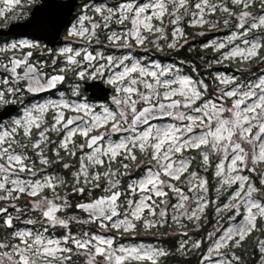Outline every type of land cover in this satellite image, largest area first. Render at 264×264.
Returning a JSON list of instances; mask_svg holds the SVG:
<instances>
[{
    "label": "snow or ice",
    "instance_id": "6c2138e0",
    "mask_svg": "<svg viewBox=\"0 0 264 264\" xmlns=\"http://www.w3.org/2000/svg\"><path fill=\"white\" fill-rule=\"evenodd\" d=\"M2 4L0 264H245L264 232V0ZM189 28L210 58H154L191 52ZM166 226L174 253L127 239Z\"/></svg>",
    "mask_w": 264,
    "mask_h": 264
},
{
    "label": "trees",
    "instance_id": "16d2710c",
    "mask_svg": "<svg viewBox=\"0 0 264 264\" xmlns=\"http://www.w3.org/2000/svg\"><path fill=\"white\" fill-rule=\"evenodd\" d=\"M194 35L195 34H193L192 36H194ZM205 40H207V37H199V38H197V40L194 41V39H193L191 42H194L196 47H197V50H199L200 43L202 41H205ZM186 49H187V47L180 50L178 53H176L174 55L176 57H181V56L185 57L186 52L184 50H186ZM209 216H210L209 217L210 218V224L214 223L215 220L213 217V213L212 212L209 213ZM260 227L263 228L261 222H260ZM172 229H173V227H167L166 226L164 229L159 230V232L167 231L169 233V237H171V238L161 237L159 235V232H157L156 230H149L147 232L142 230V234H146L147 236H145V238H147V239L156 238V240L163 241V246L169 247L170 250L174 253L175 252L174 245L176 242V237H175V235H173L171 233ZM155 235H157V237H154ZM260 237H264V232L259 231V230L255 231L250 237H248L244 242H242L241 248L236 249L238 254H240L242 256V258L244 259L245 264H258L260 254L257 250V240ZM163 264H197V256L196 255L181 256L179 254L170 255L169 257H167L163 261Z\"/></svg>",
    "mask_w": 264,
    "mask_h": 264
},
{
    "label": "rangeland",
    "instance_id": "374dc122",
    "mask_svg": "<svg viewBox=\"0 0 264 264\" xmlns=\"http://www.w3.org/2000/svg\"><path fill=\"white\" fill-rule=\"evenodd\" d=\"M1 2H2V0H0V7L1 6H3V4H1ZM202 29H191V28H189V29H187V31L190 33V35H189V37H188V39H189V41L191 42V40H193L194 39V41L195 40H197V38H199V36H197L196 35V32H198V31H201ZM192 31H193V34H195L194 36H192L193 34H192ZM211 33H209V35L208 36H206L207 37V39H209V38H211ZM187 47V46H186ZM182 50V49H181ZM136 51H139V50H137L136 49ZM186 53H188V54H186L185 56L186 57H176L177 58V60H181V59H185V58H187L190 62L191 61H195L196 63H201L202 61L200 60V57L201 56H204V57H206V58H210L211 57V53L210 52H203V51H199V50H197V47H195L191 52L188 50V47H187V49L186 50H184ZM176 53H178L177 51H175V50H166L164 53H157V52H154L153 53V56H154V58H156V59H160L162 62H165V63H168V62H172L173 60H170V55H174V54H176ZM117 54H119V53H117ZM198 54V55H197ZM158 55V56H157ZM233 68H235V65H233L232 66ZM257 68L259 67V66H256ZM213 183H215L214 181H213ZM211 195L214 197L215 196V193L213 192V193H211ZM213 213V217H214V220H215V214H214V210L213 209H209L208 210V221L205 223V228H204V230H203V232H204V234H206L208 231H211L212 230V227H213V225H214V223H212V224H210V216H209V213H211V212ZM215 222V221H214ZM261 224H262V227L264 228V221H261ZM191 227V226H190ZM176 231H178V229H175V227L173 226V229L171 230V233L173 234V235H175V232ZM133 236L135 237V239L133 240L132 239V237H128L127 239L130 241V242H144V243H146V244H154V245H160L161 244V241L160 240H156V238H152V239H147V238H145V236H147L146 234H142V230H141V232H140V234L139 235H136V234H133ZM154 237H157V235H155ZM200 237V234L199 233H197V234H194V236H193V238L194 239H198ZM161 239V238H160ZM259 239H264V237H260ZM202 247H205V250H206V246H202ZM235 251L237 252V250L235 249ZM238 253V252H237ZM192 255H196L197 257H198V255H199V253L197 252V253H195V254H189V256H192Z\"/></svg>",
    "mask_w": 264,
    "mask_h": 264
},
{
    "label": "flooded vegetation",
    "instance_id": "af4514ba",
    "mask_svg": "<svg viewBox=\"0 0 264 264\" xmlns=\"http://www.w3.org/2000/svg\"><path fill=\"white\" fill-rule=\"evenodd\" d=\"M64 1H67V0H64ZM77 2H79V0H78ZM1 4H2V2H1ZM1 7H2V6H1ZM77 11H78V9H73L72 14L69 16V20H71L72 17L75 16V14H76ZM12 23H15V22L13 21ZM8 32H9V29H5V33H8ZM8 38L11 39L12 36L9 35ZM60 39H61L62 41L66 39V31H65V29H62V30H61V33H60ZM67 39H68L69 41L72 40V38H70V37H68ZM137 50H139V49H137ZM136 52L139 53V51H136ZM186 54H188V53H186ZM188 55H189V54H188ZM157 56H158V55H157ZM185 57H186V56H185ZM170 60L176 61L177 58H176L175 55H170ZM70 83H71V81H69V84H68V85H65L64 88H65V89L68 88L69 85H70ZM104 87L107 88L105 85H104ZM100 88H101V87H100ZM62 90H63V89H62ZM92 91H94V92L96 93V95L99 96V89H93ZM88 94L91 95V92H89ZM100 95H101V94H100ZM14 115H15V114H14Z\"/></svg>",
    "mask_w": 264,
    "mask_h": 264
},
{
    "label": "water",
    "instance_id": "95a60500",
    "mask_svg": "<svg viewBox=\"0 0 264 264\" xmlns=\"http://www.w3.org/2000/svg\"><path fill=\"white\" fill-rule=\"evenodd\" d=\"M78 1V0H77ZM64 2H72V0H67V1H64ZM104 91H106V92H108V91H110L109 89H107V88H105L104 87V85H101L100 86ZM101 94V91H100V89H99V95Z\"/></svg>",
    "mask_w": 264,
    "mask_h": 264
}]
</instances>
